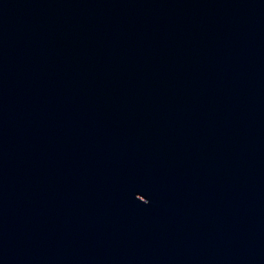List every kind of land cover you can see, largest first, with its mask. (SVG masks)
<instances>
[{
    "label": "water",
    "instance_id": "obj_1",
    "mask_svg": "<svg viewBox=\"0 0 264 264\" xmlns=\"http://www.w3.org/2000/svg\"><path fill=\"white\" fill-rule=\"evenodd\" d=\"M0 264H264V0H0Z\"/></svg>",
    "mask_w": 264,
    "mask_h": 264
}]
</instances>
